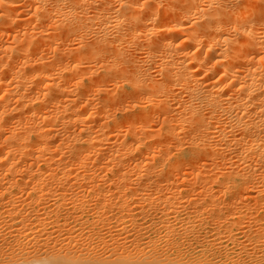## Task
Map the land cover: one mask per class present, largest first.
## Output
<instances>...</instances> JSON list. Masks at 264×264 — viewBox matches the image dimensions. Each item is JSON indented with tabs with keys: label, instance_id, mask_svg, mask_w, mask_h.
<instances>
[{
	"label": "bare ground",
	"instance_id": "1",
	"mask_svg": "<svg viewBox=\"0 0 264 264\" xmlns=\"http://www.w3.org/2000/svg\"><path fill=\"white\" fill-rule=\"evenodd\" d=\"M235 1V3H231V0H0V43L7 42L8 35L11 38L9 41L15 45L13 47L12 44L10 47L8 45L4 51H2V47V50L0 49V186L5 185L0 188L3 190L4 187V191L10 190L18 183L22 185H18V187L30 185L35 190L38 189L45 193L49 191L52 194L51 188L59 186L57 184L54 187L53 182L59 181L63 185L61 187L69 191L67 197L70 194V189L79 187L77 185L80 182L79 185L82 189L84 186V189L95 191V197L102 204L97 205L104 208L106 206L111 208L112 204L128 207L132 195L135 196L139 193L143 200L148 201L149 205L151 204V207L152 204L159 203L163 207H160L163 209L162 214L168 215L172 210L175 211L174 208L179 202H182L178 198L180 192H177V189L174 190V181L177 175L190 174L196 179V176L202 174L203 176L210 174L208 177H212V174L214 178L209 179L206 176L210 181H205L207 178L201 176L205 185L214 182V184L217 183V187L223 188L228 193L233 191V194L240 191L242 193L245 191L248 195L251 191L256 192L255 196L252 195L259 204V201L264 199V22H260L261 25L263 24V28H260L261 25L254 22L258 17L251 21L245 16L250 10L249 0L245 1V3L248 1L247 4L243 3L244 7L245 5L249 6L248 10L245 8V11L241 5L239 7L240 0ZM257 2L260 5L256 4L259 14L253 12L256 8L253 6H251L253 9L251 13H254L253 16L259 15L261 18V12L264 11V0H257ZM233 4L239 7L238 9L236 6L234 7L237 11L232 8ZM165 9L167 11H164ZM257 11L255 9V12ZM233 13L239 14L234 18L235 14L233 15ZM258 19L256 21H260ZM5 34L6 37H4ZM250 46L252 47L250 48ZM253 48L256 49L255 52H252ZM13 173L23 175L20 178L22 182H17V177L14 180L13 177L16 175L13 176ZM103 174L104 176H102ZM183 176L180 178L185 177ZM97 178H100V183H96ZM142 181L146 184L149 183V186L150 183L160 186V182L165 181V187H162L167 188L166 191L169 189L170 191L165 193L163 190V194H160L156 187L157 192H146L139 189V186L143 185ZM178 182L176 180L175 184ZM196 182H194V186ZM179 183L181 184V182ZM103 184H108L109 188L106 186L107 189H105ZM146 184L145 186L148 187ZM189 184L191 185V183ZM152 185L151 189L146 188L153 190L152 188L155 186L152 187ZM111 186L120 192L117 194L114 191V193L107 194ZM194 186L193 188H195ZM210 187L213 188L212 185ZM84 189L79 190L78 193L83 192ZM65 190L64 192H66ZM1 192L0 196L3 195ZM129 192L131 193L129 194ZM127 193L132 196L130 199ZM10 194L9 197H6V201L0 197V219L1 214L7 213L11 222L7 219L10 224H8L9 222L5 224H8L10 228L16 226L15 232L17 231L16 234L13 230L14 233L11 232V234H15V236L11 235L14 237V240L11 239L14 243L12 241L6 244L9 245V251L6 250L10 253L8 256L10 255V260H18L22 257L25 259L32 257L37 260L36 256L40 250L37 245L43 232L41 231L42 233L39 234L40 229L33 230L32 227L36 229L45 224L44 219L48 217L43 216L42 219L39 217L37 222L34 221L35 223H31L32 220L28 224L25 223L29 217L25 215L26 213L19 212L22 203L17 204L19 203V200L16 201L17 197L15 199ZM43 194L38 196L36 194L38 200L44 198ZM46 196L47 203L50 195ZM207 197L209 199V195ZM80 198L75 197L72 200L74 205H77L76 208L85 204L82 196ZM136 198L138 196L135 197V200ZM69 199L72 198L69 197L68 201ZM210 199H213L211 195ZM242 200L244 199L242 198ZM22 201L27 203L26 200ZM130 201L132 203V200ZM202 201L200 205L204 203ZM227 201L230 202L228 203L230 206L233 205L231 201L225 200L226 203ZM139 204L142 206L140 202ZM197 204L199 205V203ZM228 204L226 205L228 206ZM226 205H223V208ZM71 206L73 205L71 204ZM55 208L59 209V207L52 209L55 215L54 220L58 224L59 211H53ZM228 208H232V206ZM121 209L117 219L120 222H125L124 218L129 216L132 211L131 208L129 211ZM196 209L199 210L197 206ZM256 209L258 210V208ZM49 210L51 212V209ZM139 210L137 209V211ZM202 210L204 209H200L197 213L199 214ZM208 210L210 211L209 208ZM157 211L159 212V210ZM217 211L214 210V213ZM18 212L23 216H17L20 218L17 221L15 213L19 214ZM126 212H128L127 215ZM141 212L142 210L138 213L142 215L145 210ZM133 215L130 216L133 217ZM187 215L182 218L185 219L183 220L185 223ZM216 215H219L220 220L224 216L222 214L220 218L221 213ZM199 216L204 217L201 216V212ZM217 216L212 215L211 218L214 219L213 217ZM227 216L229 215L227 214L223 218L225 219ZM99 217L102 216L99 215ZM135 217L136 215L133 218ZM200 217L199 221L203 222L204 218L202 220ZM6 218L3 217L0 225ZM128 219L131 220V217ZM158 219L161 220V226L164 227L165 237L172 239L169 245L177 250L182 245L181 239H183L182 235L186 236L185 232L176 236L180 230L176 231L175 223L173 225L168 220L161 219V216ZM239 219L235 218L238 221ZM118 220L116 221L119 222ZM216 220L213 221L216 222ZM129 222L128 220L127 223ZM218 222L217 224H219ZM217 224L214 223L216 228ZM229 224L230 226L222 229H225L227 236L230 237V228L233 222ZM91 225L93 226V224ZM147 225L149 224L147 223ZM155 225L158 226L156 223ZM118 226L121 230H126L128 227L124 224ZM26 227L30 232L23 233L20 240L17 234ZM143 228L146 229V226L138 227L142 230ZM46 230L44 231L46 232ZM138 232L139 238L142 234L139 235ZM248 232L252 234V232ZM217 233L219 234V232ZM220 233L222 235V232ZM193 234L191 233V235ZM197 235H193L194 238L200 236ZM231 237L233 238V236ZM5 238L6 236L3 241L6 240ZM48 238L51 240L52 237ZM248 239L250 238L248 237ZM20 241L21 243H19ZM249 241L251 242V239ZM96 243L94 244L96 245ZM45 244L40 245L44 246ZM149 244L147 245L149 246ZM151 244L150 246H152ZM139 245L137 244V246ZM76 246L79 248L80 245ZM84 246L86 247V245ZM2 248L5 250L4 247ZM45 248L44 253L46 254L49 248L46 245ZM56 248L58 247L56 246ZM62 248L64 249V246ZM62 248L60 244L57 250ZM90 248L91 251L86 252L89 255L93 251L92 249H97L94 246ZM105 248L107 249V245ZM142 248L141 250L145 251ZM41 249L44 248L41 247ZM66 250L68 249H65L63 254H66L67 258H76L78 264L85 258L84 254L86 253H82L84 256L82 257L80 250V253H75L76 248L75 252L72 251L71 254H67L69 251ZM152 251L150 250V252ZM42 252L39 251L40 254ZM124 252H126L125 249ZM228 252L226 261L222 260L223 264H227V261L234 262ZM0 253L2 254L3 251ZM118 253L126 254L120 250ZM236 253L239 252L236 250ZM40 254L39 256H41ZM56 254L60 253L56 252ZM92 255L94 254L92 253L90 257L87 256L88 261L93 258L89 264H99L95 261L100 262L101 259L96 260ZM222 255L224 256V254ZM44 256L42 254L41 260L38 257L37 261L29 260L30 262L27 261L26 264H45L38 263L43 260ZM95 256L97 255L95 254ZM155 256L157 257V255ZM56 257L59 256L51 258ZM149 257L151 258V256ZM44 258L49 260L50 257ZM57 258L54 259L55 262L58 261ZM62 258L64 256H60L58 259ZM64 259H62L63 262L58 261V263L70 264L73 262L74 264L75 259L68 260L69 263L67 261L64 263ZM120 260L116 261L120 262ZM51 261L53 260L51 259ZM84 261L87 263L85 259ZM126 261L129 262V260ZM104 262L108 261L104 260ZM156 262L151 264H156ZM213 262L215 263V261ZM235 263L237 262L235 261ZM239 263L240 261L237 264ZM132 264L134 263L132 262ZM198 264L203 263L199 262Z\"/></svg>",
	"mask_w": 264,
	"mask_h": 264
},
{
	"label": "rangeland",
	"instance_id": "2",
	"mask_svg": "<svg viewBox=\"0 0 264 264\" xmlns=\"http://www.w3.org/2000/svg\"><path fill=\"white\" fill-rule=\"evenodd\" d=\"M245 1L246 0H240L239 2H240V4H239V7H240V5H241V7H243V9H244V11L248 8L249 9V6H250V10H248L247 11V14H245V16H247V18H249V20H253L255 17H258V18H260L259 17V15L257 16L256 14L253 16V14L254 13H258V11H257V9H258V7L256 6V4L258 5L259 3L257 2V0H255V1H253V0H249L250 1V3L251 4H249L248 3V1H247V3H248V5L249 6H247V5H245V7L243 6L244 4L243 3H245ZM236 1L234 0H231V3H235ZM247 3H245V4H247ZM253 4V5H252ZM233 7V9L234 10H236V8L238 9L239 7L238 6H236L235 4H233L232 5ZM236 6V8H234ZM251 6H253V8L254 7H256L255 9H256V11L257 12H255V9H254V11H253V9H251ZM258 6H260V5H258ZM262 6V5H261ZM246 8V9H245ZM233 10V11H234ZM254 12V13H251L252 11ZM259 10V9H258ZM164 11H167V9H165ZM237 11V10H236ZM236 11H234V12H236ZM248 12H250L249 14H248ZM262 14H261V18L260 19H258V20H260V21H256L257 19L255 18V20H254V22L256 23V24H258V25H261V23L260 22H264V11L263 12H261ZM235 14V17L234 18H236V15H238L239 13H233V15ZM259 14V13H258ZM262 16H263V18H262ZM27 17V16H26ZM252 17V18H251ZM264 24V23H263ZM262 24V25H263ZM259 26L260 28H263V26ZM254 26H256V25H254ZM230 32H233L232 30H230ZM232 34V33H231ZM4 37H6V34L4 35ZM10 37H8V35H7V42H5V41H3V43L1 42L0 44H2V45H0V49H1V47L3 48V50L2 51H4V50H6L5 49V47H7L8 45V47H10L11 46V44H12V47L13 46H15V45H13V43L11 42V41H9L10 39H9ZM6 39V38H5ZM10 42V44H9V42ZM5 44V45H4ZM4 45V46H3ZM252 46H250V48H251ZM251 50V49H250ZM256 50V49H255ZM255 50H254V48H253V51L252 52H255ZM19 173H13V176H15V177H13L14 178V180H16V177H17V182H22V180H20V178L23 176H21L20 174L18 175ZM108 175H110V174H108ZM184 175V174H183ZM177 175V178L180 180H178L175 176H172V177H174V178H176V180H177V182L179 181V182H181V184L179 183H177V184H175L176 183V180L174 181V185H175V187H174V190H176L177 192H180L179 193V195H178V198H180V200L179 201H182L181 203L179 202L177 205H176V208H174L175 209V211L173 212V210L168 214V215H164V214H162L163 213V209H161V208H163L162 206H160L159 205V203H155L154 205L152 204V207H151V204L149 205V202L148 201H145V200H143V198L140 196L141 194H139L138 193V195L136 194L135 196L134 195H132V196H130L129 194L131 193V192H129V199L132 197V199H130V200H132V203H130L131 201L129 200V203H128V207L129 208H131V214H129V216H125L126 218H124L125 220V222H120L118 219H117V216H118V214L122 211V209L121 208H124V211L126 210V211H129V208L127 207V206H125V207H121V206H119L118 204L117 205H115V204H112L110 207L111 208H109L108 206H106L105 208L104 207H102V206H99L101 203V201H99V199H97L96 197H95V191H93L92 192V190H87V189H84V186H83V189H84V191L83 192H79L78 193V191L79 190H83L82 189V187H81V185H79L80 184V182H79V184L78 183H76V184H78L77 186H79V187H75L74 189L72 188V189H70L71 191H70V194L72 195V197H71V195L69 194V196H67L66 197V195H68V190H65V189H63L61 186H63L62 184H61V182H59V181H54L53 183H54V187L55 186H57V184L59 185V186H57V187H55V188H51V192H52V194L48 191H46V193L45 192H43V191H38V189L37 190H35L33 187H31L30 185L29 186H24V187H18V183H17V185H14L13 187L14 188H12V189H10V190H6V191H4V187H3V190L1 189L2 188V186H5V185H2V186H0L1 188H0V192H1V190H2V194L3 195H1L0 197L4 200V201H6V197H9L8 195L10 194V196L11 195H13V197L16 199V197H17V200L16 201H18L19 200V203H17V204H20V203H22V204H20V206H22V207H20V211L19 212H23V214H25L27 217H29L28 218V221H27V219H26V222L25 223H27L28 224V222L30 223V220H32L31 221V223H33L34 221L35 222H37L38 221V219L37 218H41L42 219V217L44 216L45 218L46 217H48V218H46V219H44L45 220V224H43V225H41V226H39V227H35L36 229H34V227H32V229L33 230H38V229H40L39 231H40V233L39 232H37V233H39V234H41L42 232V234H41V239H40V242H38V245H37V247H38V249H40L39 251H40V253L42 252V254L43 255H45L44 257H50L49 258V260H47L48 258H44L43 257V260H45V261H40V262H38V263H49V262H51V264H55V263H57V264H61L62 262H63V260L62 259H64V258H67V256H66V254H63L64 253V251H65V249H68V250H66V251H69V253H67V252H65V253H67V254H71L72 253V251H73V253L75 252L76 254L79 252L80 253V251H81V254L82 253H86L88 250H89V252L91 251V248L90 247H92V246H94V247H96L97 249H92L93 251L90 253V255L93 253L94 255H92V256H94L95 258H96V260L98 259V260H100V262H97V261H95L96 263H99V264H129V262H130V264H132V262L135 264V263H137V264H139L140 262H143V263H140V264H151V263H153V262H156V261H158V262H156V264H172L173 262V264H198L199 262L200 263H207V264H223L222 262L223 261H226V253L229 251L230 252V258L232 257V261H234V262H232L233 264H237L238 263V261H240V263L239 264H264V234H261V233H264V199L263 198H259V199H263L262 201L260 200L259 202V204H257L258 202H256V200L253 198V195L254 194H256V192H253V191H251V192H249L250 194L248 195V193L247 192H245V191H243V193H242V191H240V192H238L237 194H233V191L231 192H227V191H225L223 188V191H222V189L221 188H219V186L217 187L216 185H217V183L216 184H214V182H209L208 184H206L205 185V182L203 183L202 182V180H204L203 178H204V176L206 177H208V176H210V174H208V175H204L203 176V174L202 175H199V176H196V179H195V177L192 175V176H190V174H186V175ZM101 176V175H100ZM102 176H104V174L102 175ZM184 177V178H180V177ZM190 176V177H189ZM201 176H203V178H201ZM211 176L212 177H208L209 179L210 178H214V175H212L211 174ZM11 177V176H10ZM206 177V178H207ZM35 178H37V176H35ZM54 178V177H53ZM199 180H198V179ZM205 179V181H210L209 179ZM98 179V178H97ZM100 179V178H99ZM98 179V180H99ZM195 179V181H193ZM98 180H96V183H100V180H99V182H98ZM182 180H184V181H182ZM196 180H198V182H196ZM212 180V179H211ZM199 181H201V183H199ZM89 182V181H88ZM182 182H184L183 184H182ZM194 182H196L195 183V186H194ZM135 183V182H134ZM141 183H143V185L141 184L140 186H139V189H141V190H144V191H148V192H157L158 191V189H159V193L160 194H163V190H164V192L165 193H167V192H169L170 191V189L169 190H167L166 191V189L167 188H163V187H165V181H161L160 183H161V185L159 186V185H157L156 184V186H155V184H151L150 183V186L152 185V187H154L155 186V188H152L153 190H150L151 188H150V186L148 185L149 183H147L146 184V182L144 183L143 181L141 182ZM159 183V184H160ZM164 183V184H163ZM189 183H191V185L189 184ZM56 184V185H55ZM145 184L146 185H148V187L150 188V189H147L148 187L147 186H145ZM203 186H201V185ZM212 185V187L213 188H211L210 186ZM88 185H90L89 183H88ZM179 186L178 188H176L177 186ZM195 187V188H193V186ZM199 185H200V187H199ZM215 185V186H214ZM19 186H22L21 184L19 185ZM103 186H105V189H107V187L109 188V186H108V184L106 185H104L103 184ZM107 186V187H106ZM144 186H145V188H144ZM163 186V187H162ZM207 186V188H205ZM26 187V188H25ZM147 187V188H146ZM156 187H158V189L156 188ZM161 189H160V188ZM199 187V188H198ZM21 189V190H19V189ZM25 188V189H24ZM183 188V189H182ZM205 188V189H204ZM212 189V191H211V189ZM32 189H33V191H32ZM61 191H60V190ZM155 189V190H154ZM23 190V191H22ZM64 190L66 191V192H64ZM161 190V191H160ZM189 190V191H188ZM193 190V191H192ZM203 190V191H202ZM114 191H116L115 193H119L120 191H118V189L116 190V188H114V186H111L110 187V189H109V191L107 192V194H109V192H112V193H114ZM197 191V192H196ZM10 192V193H9ZM53 192H54V194H53ZM182 192V193H181ZM187 192V193H186ZM203 192V193H202ZM205 192V193H204ZM222 192H223V194H222ZM225 192V193H224ZM4 193H6V194H4ZM9 193V194H8ZM30 193V194H29ZM42 193H44L43 194V196H44V198H41L40 200H38V198H37V196L38 195H40V194H42ZM56 193H57V195H56ZM58 193H60L59 195H58ZM64 193V195L62 196V194ZM73 193V194H72ZM79 195H78V194ZM84 193H85V195H84ZM194 193V194H193ZM201 193V194H200ZM208 193H211V194H208ZM247 193V194H246ZM36 194H37V196H36ZM83 194V195H82ZM90 194V195H89ZM94 196H93V195ZM193 194V195H192ZM200 194V195H199ZM233 194V196H231ZM253 194V195H252ZM5 195H7V196H5ZM21 195V196H20ZM33 195V196H32ZM46 195H50V197L48 198V202L46 203V201H45V199L47 200V196ZM54 195H56V196H54ZM61 195V196H60ZM75 195V196H74ZM78 195V196H77ZM89 195V196H88ZM209 195V199H208V196ZM210 195H211V198H213V199H210ZM225 195V196H224ZM241 195V196H240ZM245 196V198H244V196ZM3 196V197H2ZM42 196V197H43ZM57 196H58V198H57ZM82 196V199L84 200V202H85V204H83V206H81V207H83V208H81V207H79L78 206V208H76V206L77 205H74L75 203L74 202H72V200L76 197V198H80ZM138 196V198H140L141 200H139L138 198H136V200H135V197H137ZM140 196V197H139ZM223 196V197H222ZM255 196V195H254ZM56 199H55V198ZM63 197V198H62ZM65 197V198H64ZM72 198L71 200L69 199V201H68V198ZM92 197H93V200H92ZM219 198V200H218V198ZM231 197V198H230ZM233 197V198H232ZM237 197V198H236ZM255 200V202L253 201V199ZM1 198H0V201H1ZM23 198V199H22ZM54 198V199H53ZM183 198V199H182ZM190 198V199H189ZM197 198V199H196ZM224 198V199H223ZM242 198L245 200H242ZM44 199V200H43ZM51 199H53L52 201H51ZM63 199V200H62ZM81 199V198H80ZM139 201H138V200ZM222 199V200H221ZM233 201H232V200ZM238 199V200H237ZM22 200H26V202L27 203H25V202H21ZM30 200V201H29ZM33 200V201H32ZM65 200V201H64ZM88 200V201H87ZM90 200H92V201H90ZM101 200V199H100ZM200 201V202H197V201ZM203 200V201H202ZM205 200V201H204ZM211 200V202H209V201ZM214 200V201H213ZM224 200V201H223ZM225 200H229V201H231V204H233V205H231L232 206V208H228V207H231L228 203H230V202H228L227 201V203L225 202ZM51 201V202H50ZM63 201V202H62ZM133 201H136V202H133ZM141 201H144V202H141ZM183 201H185L184 203H183ZM201 201L202 202H204L203 204H201L200 205V203H201ZM216 201H218V202H216ZM37 202V203H36ZM57 202V203H56ZM62 202V203H61ZM89 202V203H88ZM139 202L141 203V205L143 206H140V204H139ZM148 202V203H147ZM213 202H214V204H213ZM225 202V203H224ZM234 202H235V204H234ZM59 203V204H58ZM87 203V204H86ZM187 203H188V205H187ZM192 205H191V204ZM197 203H199V205L196 204ZM209 203V204H208ZM217 203V204H216ZM220 203V204H219ZM223 203V204H222ZM243 203V204H242ZM43 204H45V205H43ZM56 204V205H55ZM65 204H67L66 206H64ZM71 204L73 205V206H71ZM97 204H99V205H97ZM147 204H148V207H147ZM216 204V205H215ZM226 204H228V206L226 205ZM239 204V205H238ZM246 204V205H245ZM253 204V205H252ZM255 204V205H254ZM33 205V206H32ZM51 205V206H50ZM58 205V206H57ZM88 205H89V207H88ZM90 205H91V207H90ZM95 205V206H94ZM102 205V204H101ZM114 205V206H113ZM134 207H133V206ZM146 205V206H145ZM181 205V206H180ZM183 205V206H182ZM208 205V206H207ZM213 205V206H212ZM223 205H226V207H224L223 208ZM242 205V206H241ZM248 205V206H247ZM259 205V206H258ZM27 206V207H26ZM42 206V207H41ZM44 206V207H43ZM50 206V208H48ZM62 206V207H61ZM92 206H93V208H92ZM145 206V207H144ZM177 206H178V208H177ZM188 206V207H187ZM196 206L199 208V210L200 209H204V210H202V211H200L201 212V216H204V214H205V216L204 217H200L199 215H200V212H199V214L197 213L199 210L198 209H196ZM205 206V207H204ZM217 206V207H216ZM33 207V208H32ZM41 207V208H40ZM54 207H59V209H57V208H55L53 211H59L58 213H59V221H58V224L55 222V220H54V218H55V215H54V212H52V209L54 208ZM75 207V208H74ZM95 207V208H94ZM102 207V208H101ZM140 207H142L141 209H140ZM156 207H158L157 209H156ZM161 207V208H160ZM204 207V208H203ZM248 207H249V209H248ZM39 208V209H38ZM74 208V209H73ZM80 208V209H79ZM97 208H98V210H97ZM128 208V209H127ZM134 208H135V210H134ZM139 210H142V212H143V210H145V212H141L142 213V215L141 214H139L140 213V210L139 211H137V209ZM143 208H145V209H143ZM183 208V209H182ZM208 208L210 209V211L208 210ZM214 208V209H213ZM219 209L218 211L221 213V215H220V218H221V216H222V214L224 215L225 213V215L224 216H226L227 214L229 215V216H227V217H225V219L223 218L224 216H222V218H221V220L219 219V215L217 216L216 214H220L216 209ZM220 208H222V209H220ZM227 208V209H226ZM240 208V209H239ZM247 208V209H246ZM251 208V209H250ZM256 208H258V210L256 209ZM261 208V209H260ZM23 209V210H22ZM31 209V211H29ZM36 209V210H35ZM41 209V210H40ZM45 209H47L46 211H48L49 209H51V212H46L45 211ZM134 211H133V210ZM156 209V210H155ZM160 209H161V211H160ZM205 209H207V210H205ZM229 209V210H228ZM44 210V211H43ZM71 210V211H70ZM73 210H75V211H73ZM119 210H121V211H119ZM157 210H159V212L157 211ZM198 210V211H197ZM211 210H213V211H211ZM214 210L215 211H217V213H214ZM221 210H222V212H221ZM232 210H235V211H232ZM242 210V211H241ZM27 211V212H26ZM43 211V212H42ZM55 211V212H56ZM64 211H66V212H64ZM80 211V212H79ZM99 211H101V212H99ZM109 211H111V212H109ZM206 211H208V212H206ZM228 211V212H227ZM245 211V212H244ZM250 211V212H249ZM254 211V212H253ZM18 212V213H19ZM29 212V214H27ZM36 212V213H35ZM42 212V213H41ZM46 212V214L44 215V213ZM63 212V213H62ZM87 212V213H86ZM93 212V213H92ZM119 212V213H118ZM136 212V213H135ZM139 212V213H138ZM185 212H186V214H185ZM190 212H192V213H190ZM194 212V213H193ZM210 212V213H209ZM213 212V213H212ZM236 212H240L239 214L238 213H236ZM244 212V213H243ZM246 212H247V214H246ZM33 213H34V216H33ZM82 213V214H81ZM91 213V214H90ZM111 213V214H110ZM115 213V214H114ZM127 213L128 212H126L125 214L127 215ZM130 213V212H129ZM150 213H153V214H150ZM187 213H188V215H187ZM232 214V216H231V214ZM235 213V214H234ZM253 213V214H252ZM23 214L22 213H19V214H16L15 213V217H16V220L18 221V219H20V218H18L19 217V215H22L23 216ZM32 214V215H31ZM71 214V215H70ZM72 214H73V216H72ZM102 214V215H101ZM133 214H135L136 215V217L135 218H133L135 215H133ZM146 214V215H145ZM150 214V215H149ZM156 214H158V215H156ZM210 214L211 216L212 215H215V216H217V217H213L214 219H212L211 218V216L209 215V217L212 219V221L213 220H218V221H220V222H218L217 220H216V222H214L215 223V225L217 224V222L219 223V224H217L218 225V227L216 228V226L214 225V223L211 221V219L208 217V215ZM245 214V215H244ZM251 214V215H250ZM50 215V216H49ZM61 215V216H60ZM99 215L100 216H102L101 218L99 217ZM104 215V216H103ZM106 215V216H105ZM130 215H133V217L132 216H130ZM137 215H139V216H137ZM186 215H187V221H186V223H185V221H183V220H185V219H182V218H185L186 217ZM197 215V216H196ZM207 215V216H206ZM240 215H241V218H240ZM243 215H244V217H243ZM251 217H250V216ZM18 216V217H17ZM25 216V217H26ZM65 216V217H64ZM111 216V217H110ZM141 216V217H140ZM142 216H145V217H142ZM159 216H161V219H163V220H168L171 224H173L174 225V223H175V228H176V231H177V229H178V233H177V235L176 236H178V235H181V233L183 234L184 232V234H186V236H184V235H182V238L183 239H181V244L182 245H180V247L177 249V250H179L178 251V253H177V250L174 248V247H172L171 245H169V242H170V240H172L171 238H169V239H167V237H165V231H164V227H162L161 226V224H162V222H161V220L160 219H158L159 218ZM178 216H180V217H178ZM194 216V217H193ZM238 216V217H237ZM248 216V217H247ZM3 217H7L6 218V220L4 219V222L0 225V243L2 244H0V246H2V247H4L5 248V250L2 248V247H0V252H2L3 251V253L1 254L0 253V264H4V262H5V264H26V262L27 261H37L40 257H42V254H40L39 253V251H38V256H36L37 257V260H34V259H36V258H33L32 259V257H31V259L30 258H24V257H22V258H20V259H16V260H10V255L8 256V254H10L8 251H9V245L7 246L6 244H7V242H12L14 239V237L13 236H15V234L17 233V231L15 232V230H16V226L14 227L13 226V228H12V226H11V228H10V226L8 225V224H10V220H9V216H7V213H3V214H1V219H0V221L1 220H3ZM14 217V216H13ZM15 217H14V219H15ZM43 217V218H44ZM50 217V218H49ZM83 217H84V219H83ZM106 217H110L109 219L108 218H106ZM131 217V220L130 219H128V218H130ZM167 217V218H166ZM175 217H177V218H175ZM193 217V218H192ZM197 217V218H196ZM199 217H200V219H202L203 220V218H204V220H203V222H200L199 221ZM208 217V218H207ZM245 217H246V219H245ZM256 219H255V218ZM37 220H36V219ZM75 218V219H74ZM100 220H99V219ZM148 218V219H147ZM168 218H171V219H168ZM235 218L237 219H241V222H240V219H239V221L238 220H235ZM251 218V219H250ZM7 219L10 221H7ZM35 219V220H34ZM49 219V220H48ZM65 219V220H64ZM67 219H70V220H67ZM79 219H80V221H79ZM93 219V220H92ZM106 219V220H105ZM175 221H174V220ZM189 219V220H188ZM198 219V220H197ZM224 219V220H223ZM228 219H231V220H229L228 221ZM233 219V220H232ZM15 220V221H16ZM48 220V221H47ZM75 220V221H74ZM84 220V221H83ZM104 221V222H102V221ZM116 220H118L119 222H117ZM130 221V222H132V223H130V225H128L129 223H127V221ZM133 220H135L136 222L137 221H139V222H135V221H133ZM201 220V221H202ZM205 220H206V222H205ZM226 220V221H225ZM237 221L236 222V224H235V221ZM243 220V221H242ZM258 220H259V222H258ZM260 220H262V221H260ZM52 221V222H51ZM63 221V222H62ZM92 222L91 224H93V226L89 223V222ZM96 221H98V222H96ZM115 221V222H114ZM160 221V222H159ZM174 221V222H173ZM195 221V222H194ZM221 221H223L222 223H221ZM245 221V222H244ZM8 223V224H5V223ZM34 222V223H35ZM48 222H51V223H48ZM56 224H55V223ZM60 222V223H59ZM69 222V223H68ZM191 222H193V223H191ZM200 222V223H199ZM231 223V222H233V224L231 225V228H230V233H231V236H233V238L230 236H227V231H225V229H222L223 227H226V226H230V224L229 223ZM255 222V223H254ZM48 225H47V224ZM53 223V224H52ZM71 223V224H70ZM84 223V224H83ZM86 223V224H85ZM106 225H104V224ZM114 223H116V224H114ZM119 223V224H118ZM122 223V224H121ZM140 223H142V224H140ZM146 223V224H145ZM147 223L149 224V225H147ZM153 223H154V225H153ZM155 223L158 225V226H156L155 225ZM159 223V224H158ZM203 223V224H202ZM213 223V224H212ZM227 223V224H226ZM246 223V224H245ZM81 224V225H80ZM100 224H101V226H100ZM123 224H124V226L126 225V226H128L127 227V229L126 230H121L120 229V227L118 226V225H122L123 226ZM135 224V225H134ZM180 224V225H179ZM192 225V227H191V225ZM206 224V225H205ZM226 224V225H225ZM229 224V225H228ZM5 226V227H2V226ZM7 225V226H6ZM58 225V226H57ZM71 225H72V227H71ZM90 225H91V227H90ZM96 225V226H95ZM133 225V226H132ZM139 225V226H138ZM184 225H185V227H184ZM190 225V226H189ZM198 225V226H197ZM211 225V226H210ZM224 225V226H223ZM242 225V226H241ZM31 226V225H30ZM29 226V227H30ZM43 226H45L44 228H43ZM66 226V228H68V229H70V230H68V229H64V227ZM79 226V227H78ZM85 226V227H84ZM98 226H100V227H98ZM142 226L143 227H145L146 226V229L145 228H143V230L142 229H138V227H140V228H142ZM149 226V227H148ZM154 226V227H153ZM179 226V227H178ZM235 226V227H234ZM53 227V228H52ZM56 227V228H55ZM63 229H62V228ZM71 227V228H70ZM82 227V228H81ZM157 227V228H156ZM162 227V228H161ZM178 227V228H177ZM188 227H189V229H188ZM190 227H191V230H190ZM241 227V228H240ZM256 227V228H255ZM261 227V228H260ZM9 228H10V230H9ZM104 228V229H103ZM129 228V229H128ZM160 228V229H159ZM187 228V229H186ZM201 228V229H200ZM205 228V229H204ZM207 228V229H206ZM215 229V230H213V229ZM26 229V230H25ZM25 229H23V230H21L20 231V233H18L17 235H18V237H20V240L22 239V235H24V234H26V233H28V232H30V230L28 229V227H26ZM42 229V230H41ZM47 229V230H46ZM53 229H55V230H53ZM82 229V230H81ZM84 229V230H83ZM87 229V230H86ZM97 229V230H96ZM101 229V230H100ZM182 229H183V232H182ZM197 229V231H195ZM209 229V230H208ZM219 231H218V230ZM242 229V230H241ZM250 229V230H249ZM252 229V230H251ZM254 229V230H253ZM258 229H260V230H258ZM263 229V230H262ZM9 230V232H10V235H8L9 234V232H7ZM15 232V234H13L14 232ZM28 230V231H27ZM44 230H46V232L44 231ZM63 230V231H62ZM68 230V231H67ZM139 230H141V231H139ZM186 230H187V232H186ZM190 230V231H189ZM200 230V231H199ZM205 230V231H204ZM213 230V231H212ZM224 230V231H223ZM262 230V231H261ZM32 231V230H31ZM42 231V232H41ZM48 231V232H47ZM52 233H51V232ZM79 231V232H78ZM96 231V232H95ZM111 231V232H110ZM116 231V232H115ZM139 231V232H138ZM149 231V232H148ZM192 231V232H191ZM210 231V232H209ZM232 231H233V233H232ZM245 231V232H244ZM248 231H250V232H252V234L251 233H249ZM257 231H259V232H256ZM4 232V233H3ZM11 232H13L12 234H11ZM58 232V233H57ZM81 232V233H80ZM98 232V233H97ZM121 232V233H120ZM137 232L139 233V235H141V236H139V238H138V234H137ZM154 232V233H153ZM189 232V233H188ZM193 234V233H195V232H197V233H195V234H193L194 236H196L197 234L198 235H200V236H198V237H196V238H194V236L193 235H191V233ZM217 232H219V234L217 233ZM220 232H222V235H221V233ZM24 233V234H23ZM47 233H48V235H47ZM216 233V234H215ZM246 235H245V234ZM249 233V234H248ZM254 233V234H253ZM4 234H6V235H4ZM21 234V235H20ZM46 234V235H45ZM53 234V235H52ZM58 234V235H57ZM84 234V235H83ZM99 236H98V235ZM101 234H102V236L104 237H102L101 236ZM116 234V235H115ZM125 234V235H124ZM213 234H215V235H213ZM218 234V235H217ZM224 234V235H223ZM11 235H13V236H11ZM45 235V236H44ZM52 235V236H51ZM55 235H56V237H55ZM122 235V236H121ZM133 237H132V236ZM245 235V236H244ZM248 235V236H247ZM255 235V236H254ZM256 235H257V237H256ZM261 235V236H260ZM3 236V237H2ZM6 236V240H4L3 241V239H4V237ZM52 237L51 238V240H50V238H48V237ZM58 236V237H57ZM95 236V238H93ZM100 236H101V238H100ZM111 236V237H110ZM125 236V237H124ZM130 236V237H129ZM165 238H164V237ZM224 236V237H223ZM247 236V237H246ZM46 237V238H45ZM65 237V238H64ZM87 237V238H86ZM97 237V238H96ZM235 237V238H234ZM248 237L251 239V242L249 241L250 239H248ZM253 237V238H252ZM44 238H45V240H44ZM56 238V239H55ZM57 238H58V240H57ZM63 238V239H62ZM66 238H68L67 240H66ZM99 238L101 239L100 241H99ZM118 238V239H117ZM154 238V239H153ZM192 240H191V239ZM200 238H202V239H200ZM211 238H213L212 240H211ZM215 238H217V239H215ZM229 238V239H228ZM259 238V239H258ZM2 239V240H1ZM8 239V240H7ZM11 239H13V240H11ZM62 239V240H61ZM90 239H91V241H90ZM125 239V240H124ZM188 239V240H187ZM190 239V240H189ZM244 239V240H243ZM246 239V240H245ZM255 241H254V240ZM65 240V241H64ZM84 240V241H83ZM85 240H87V241H85ZM89 240V241H88ZM149 240H150V242H149ZM185 240V241H184ZM234 240V241H233ZM237 240H238V242H237ZM242 240V241H241ZM262 240V241H261ZM42 241V242H41ZM45 241V242H44ZM54 241V242H53ZM70 241V242H69ZM95 241V242H94ZM96 241H97V243H96ZM104 241H105V243H104ZM135 241V242H134ZM139 241V242H138ZM195 241H197V242H195ZM254 241V242H253ZM6 242V243H5ZM34 242V241H33ZM53 242V243H52ZM64 242H66V243H64ZM69 242V243H68ZM100 242V243H99ZM126 242V243H125ZM130 242H132L131 244H130ZM136 242H138L137 244L139 245V246H137V244H136ZM168 242V243H167ZM201 242V243H200ZM255 242H257L256 244H255ZM12 243H14V241L12 242ZM19 243H21V241L19 242ZM45 244L46 245V247L48 246V248L49 249H47V252H46V254L44 253L46 250V248H45V245L44 246H42V245H40V244ZM55 243H56V245H55ZM94 243H96V245L94 244ZM104 243V244H103ZM152 245V246H150V244ZM186 243V244H185ZM189 243V244H188ZM192 243V244H191ZM193 243H194V245H193ZM199 243V244H198ZM217 243V244H216ZM236 243V244H235ZM9 244V243H8ZM48 244V245H47ZM60 244H61V248L64 246V249L62 248V249H59V250H57L59 247H60ZM64 244V245H63ZM75 244V245H74ZM81 244H84V245H86V247L84 246V245H81ZM94 244V245H93ZM101 244V245H100ZM128 246H127V245ZM147 244H149V246L147 245ZM239 244V245H238ZM257 245V246H255V245ZM55 246V248H54V246ZM59 245V246H58ZM76 245H80L79 246V248H77L78 246H76ZM106 245H107V249L105 248L106 247ZM188 245V246H187ZM212 245V246H211ZM42 248H44V249H41V247ZM50 246V247H49ZM56 246L58 247V248H56ZM70 246V247H69ZM71 246H72V248H76V250L74 251V249H72L71 248ZM74 246H76V247H74ZM103 246H105V247H103ZM125 246V247H124ZM130 246V247H129ZM136 246V247H135ZM146 246V247H145ZM167 246H169V247H167ZM196 246V247H195ZM261 246V247H260ZM54 248L55 250H57V251H55L54 249H51V248ZM68 247V248H67ZM113 249H112V248ZM135 247V248H134ZM141 247H143L144 248V250L145 251H143V250H141ZM156 247V248H155ZM201 247V248H200ZM241 247V248H240ZM251 247V248H250ZM72 250H71V249ZM81 248V249H80ZM87 248H89V249H87ZM116 248V249H115ZM131 248V249H130ZM134 248V249H133ZM138 248V249H137ZM142 248V249H143ZM155 248V249H154ZM177 248V247H176ZM8 249V251H6ZM86 249V250H85ZM106 249V250H105ZM117 249H118V251H117ZM124 249H125V251L126 252H124ZM127 249V250H126ZM149 249V250H148ZM152 249H153V251H152ZM164 249H165V251H164ZM192 249H193V251H192ZM218 249V250H217ZM42 250V251H41ZM50 250V251H49ZM55 251L54 253L52 252V251ZM80 250V251H79ZM94 250H96V251H94ZM105 251V252H103V251ZM113 252H112V251ZM119 250L121 251V252H123L125 255H123L122 253H121V255H120V253H118L119 252ZM133 250V251H132ZM135 250V251H134ZM150 250L152 251V252H150ZM156 250V251H155ZM226 250H227V252H226ZM236 250H237V252H239V253H236ZM246 250V251H245ZM252 250V251H251ZM61 251V252H60ZM63 251V252H62ZM83 251V252H82ZM85 251V252H84ZM140 251V252H139ZM148 251V252H147ZM156 253H155V252ZM160 251V252H159ZM182 251V252H181ZM197 251V252H196ZM245 251V252H244ZM254 251H255V253H254ZM8 252V253H7ZM49 252H51V253H53V254H51V253H49ZM56 252H58V253H60V254H56ZM96 252V253H95ZM115 252V253H114ZM136 252V253H135ZM139 252V253H138ZM144 252V253H143ZM164 252V253H163ZM166 252V253H165ZM184 252V253H183ZM191 252V253H190ZM215 252H216V254H215ZM228 252V253H229ZM99 253V254H98ZM135 253V254H134ZM157 255V257L154 255ZM202 253V254H201ZM206 253V254H205ZM258 253V254H257ZM263 253V254H262ZM39 254L41 255V256H39ZM49 254V255H48ZM56 254V255H55ZM88 253H86V254H84V256H85V260L87 261V263L84 261V259H82V257H84L83 256V254H82V257H81V262L84 264V263H86V264H89L90 263V261H92L91 259H93V258H91L89 261H88V257H90V255L88 254ZM95 254L97 255V256H95ZM101 254V255H100ZM141 254V255H140ZM150 254V255H149ZM153 256H152V255ZM159 254V255H158ZM175 254V255H174ZM182 257H180L179 255ZM191 254H193V255H191ZM204 254V255H203ZM221 254V255H220ZM222 254H224V256L222 255ZM232 254V255H231ZM51 255V256H50ZM53 255V256H52ZM88 257H87V256ZM101 256V258H100V256ZM104 257H103V256ZM177 255V256H176ZM196 255V256H195ZM199 255V256H198ZM214 255V256H213ZM55 256H64V258H62L61 260H59L57 257V260L58 261H62V262H59L58 263V261L57 262H55L54 261V259H56V258H51V257H55ZM120 256V257H119ZM122 256H124V257H122ZM135 256V257H134ZM148 256H151V258L149 257L148 258ZM164 257V258H161V257ZM174 256H176V257H174ZM209 256V257H208ZM216 256V257H215ZM39 257V258H38ZM87 257V258H86ZM114 257V258H113ZM118 257V259H116ZM133 257V258H132ZM155 259H154V258ZM167 257V258H166ZM178 257H180V258H178ZM211 257V258H210ZM222 257V258H221ZM243 257V258H242ZM261 257V258H260ZM94 258V259H95ZM104 258V259H103ZM144 258H146V259H144ZM148 258V259H147ZM178 258V259H177ZM184 258V259H183ZM208 260H207V259ZM250 258V259H249ZM258 258H259V260H258ZM5 259V260H4ZM22 259V260H21ZM51 259L53 260V261H51ZM73 259H75L74 260V264H78V263H76L78 260H76V258H67L65 261H64V263L67 261L68 263L70 262V261H68V260H73ZM80 259V258H79ZM114 259V261H112V260ZM122 260V262H121V260ZM150 259V260H149ZM159 259H160V261H159ZM197 259V260H196ZM225 259V260H224ZM7 260V261H6ZM9 260V261H8ZM39 260H41V258L39 259ZM104 260L105 261H108L107 263H105L104 262ZM116 260H120V262L119 261H116ZM126 260H129V262L128 261H126ZM139 262H138V261ZM168 260V261H167ZM172 260V261H171ZM177 260V261H176ZM179 260V261H178ZM223 260V261H222ZM245 262H244V261ZM13 261V262H12ZM29 261V262H30ZM46 261H49V262H46ZM80 261V260H79ZM84 261V262H83ZM112 261V262H111ZM116 261V262H115ZM162 261V262H161ZM191 261H193V262H191ZM203 261V262H202ZM213 261H215V263L213 262ZM235 261L237 262V263H235ZM242 261V262H241ZM3 262V263H2ZM25 262V263H24ZM52 262H55V263H52ZM81 262H79L80 264H82ZM213 262V263H212ZM230 261H227V264H232ZM70 264H73V262H70Z\"/></svg>",
	"mask_w": 264,
	"mask_h": 264
}]
</instances>
